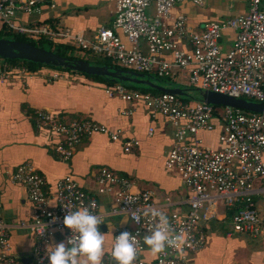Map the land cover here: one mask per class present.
Masks as SVG:
<instances>
[{"label": "built area", "instance_id": "obj_1", "mask_svg": "<svg viewBox=\"0 0 264 264\" xmlns=\"http://www.w3.org/2000/svg\"><path fill=\"white\" fill-rule=\"evenodd\" d=\"M56 1L0 0V26L33 41L69 38L76 48L101 53L119 66L141 73L171 78L179 71H186L192 87L264 103V0H248L246 12L221 21H205L200 30L189 25L185 14L173 13V8L181 1L203 6L204 0H113L112 24L100 26L92 41L80 34L71 35L69 30H55L47 23L30 26L17 23L19 13L38 12L42 3L53 8ZM115 29L125 34L128 45L116 35ZM225 29L233 30L234 38L223 51L221 41ZM142 40L146 42L147 53L141 49ZM168 54L170 60L164 57ZM33 71L25 64L0 58V84L11 75L26 76ZM50 75L57 78L59 72L53 71ZM106 92L116 93L127 101H143L173 126L174 141L164 167L188 188L185 211L181 214L165 211L164 207L172 202L170 198L158 204L153 190L136 189L128 177L106 168L96 173L93 191L84 189L67 175L51 193L46 190L44 176L36 166L23 162L9 178L26 187L28 199L35 208L33 219L20 225L32 231L35 245L28 262L15 259L9 243L11 226L0 213V264H48L46 253L48 246L53 245V230L62 231L67 243L75 233L63 225V217L67 212L85 207L101 219L123 215L132 223L131 227L115 230L111 247L103 250L101 264L113 259L115 236L123 231L131 232L138 241L132 264H188L189 254L198 251L206 241L201 221L214 217L218 206L225 210L228 235L236 233L264 240V113L184 100L169 92H143L122 83L107 87ZM33 117L38 127L58 135L53 153L63 162L71 159L84 138L103 133L117 140L122 135L120 129L111 130L89 118H59L40 108L33 110ZM202 133H213L215 144H209L211 138ZM137 145L136 139L127 138L123 149L129 152ZM148 207L162 210L174 233L183 237L179 247L166 246L151 261L142 257L146 248L143 238L152 227L142 215V210ZM134 210L141 215L139 223L131 219ZM82 256L87 257L80 255L77 260ZM78 264L85 263L78 260Z\"/></svg>", "mask_w": 264, "mask_h": 264}, {"label": "crops", "instance_id": "obj_2", "mask_svg": "<svg viewBox=\"0 0 264 264\" xmlns=\"http://www.w3.org/2000/svg\"><path fill=\"white\" fill-rule=\"evenodd\" d=\"M204 1L203 6L191 1L178 2L173 13L185 14L189 25L200 30L205 21H221L248 9V0ZM114 17L113 0H57L53 8L42 3L38 12L19 13L17 23L25 26L47 23L55 30H69L71 35L80 34L92 41L97 29L103 25L110 26ZM115 33L128 45L127 37L121 30L115 29ZM233 38V30L225 29L221 44L227 48ZM42 41L60 44L68 49L74 46L69 38L60 37L52 42L43 38ZM140 45L142 51L147 53L146 42L142 40ZM164 57L171 59L169 54ZM53 71L45 67L38 68L30 75H11L0 84V213L4 222L11 226V253L22 263L28 262L31 257L35 236L28 227L20 225L33 219L35 208L28 199L26 187L11 181L9 174L23 162H31L36 166L44 176L46 190L51 193L55 192L58 181L67 175L84 189L93 191L96 173L100 168H106L128 177L136 189L153 190L158 204H163L166 197L170 198L172 202L164 207L165 211L181 214L186 209L188 188L176 174L164 167L174 141L173 126L143 101H127L116 93L106 92L107 87L117 83L107 85L101 79L65 71H56L59 76L52 78L50 74ZM150 75L153 76V82L160 86L188 87L185 85L186 71H179L176 78H168L167 82L155 74ZM37 108L56 114L59 118H89L111 130L120 129L122 135L117 140L103 133L84 138L71 159L63 162L53 153L58 135L47 128L38 127L34 121L33 110ZM212 135L202 133V136L211 138L212 143L208 141L209 144H215ZM127 138L138 141V145L129 152L123 149V142ZM103 207L106 209L107 205ZM216 212L214 217L201 221L206 241L198 251L189 254L188 264H264V240L236 233L228 235L229 223L224 208L218 206ZM101 220L103 223L100 227L105 236L103 250L111 247L116 229L132 226L123 215ZM52 233L53 245L64 241L62 231L54 229ZM156 255L147 245L142 252L145 260H154ZM78 260L90 264L85 256ZM106 264H115V261L112 259Z\"/></svg>", "mask_w": 264, "mask_h": 264}, {"label": "clouds", "instance_id": "obj_3", "mask_svg": "<svg viewBox=\"0 0 264 264\" xmlns=\"http://www.w3.org/2000/svg\"><path fill=\"white\" fill-rule=\"evenodd\" d=\"M92 207H95L93 203ZM131 219L139 223L141 215L136 210L131 212ZM142 215L148 218L152 227L149 234L143 238L153 254L162 253L167 247H179L183 237L174 233L167 215L155 207L142 210ZM103 223L98 215L93 214L87 207L67 212L63 217V225L72 230L67 243L61 241L49 245L47 249L48 264H78L77 257L86 255L90 264H101L105 236L99 230ZM138 241L129 231H123L115 236L111 256L115 264H132L137 256Z\"/></svg>", "mask_w": 264, "mask_h": 264}, {"label": "water", "instance_id": "obj_4", "mask_svg": "<svg viewBox=\"0 0 264 264\" xmlns=\"http://www.w3.org/2000/svg\"><path fill=\"white\" fill-rule=\"evenodd\" d=\"M0 58L26 60L33 63L52 65L64 69L77 71L89 76H102L119 82L147 85L161 92H169L181 98L200 100L212 105H227L248 112L264 113V103L235 98L223 93L194 88L197 95H191L190 88L164 87L153 82V76L134 70L94 64L79 57H67L53 50L38 46L27 41L0 37Z\"/></svg>", "mask_w": 264, "mask_h": 264}, {"label": "trees", "instance_id": "obj_5", "mask_svg": "<svg viewBox=\"0 0 264 264\" xmlns=\"http://www.w3.org/2000/svg\"><path fill=\"white\" fill-rule=\"evenodd\" d=\"M38 24H41V23H38ZM0 37H5V38H11V39H19V40H23V41H27L29 43H32V44H35V45H38V46H42V47H45L47 49H50V50H53L55 51L56 53L60 54V55H63V56H67V57H70V58H73V57H79V58H83L85 60H88L94 64H98V65H108V66H115V67H119V65L117 63H115L112 59L104 56L103 54L101 53H95L89 49H84V51H80L81 49L79 48H76L73 46V49H68V48H64L63 46H61L60 44H54V43H47V42H44V41H33V40H30L28 38H26L25 36H21L19 34H17L16 32H13L12 30L8 29L6 26H1L0 27ZM44 44H47L44 45ZM68 49V50H67ZM73 50H79V51H73ZM7 62H17V63H21V64H25L27 65L30 69L32 70H35V69H38V68H48V69H51V70H54V71H59V72H74V73H80V72H77V71H72V70H68V69H64V68H61V67H55V66H52V65H44V64H39V63H33V62H30V61H26V60H18V59H4V58H1ZM80 74H83V73H80ZM147 74V73H145ZM86 75V74H85ZM86 76H89V75H86ZM89 77H92V78H95V79H101L103 81H105V83L107 85H112L114 83H122V84H125L131 88H136V89H139V90H142L143 92H151V93H160L161 91L157 90V89H153L151 87H148L146 85H136V84H132V83H124V82H118L117 80H112L110 78H106V77H102V76H89ZM160 80L162 81H165L167 82L169 79L168 78H163V77H158ZM170 83V82H168ZM184 100H187L185 98H183ZM247 99H250V98H247Z\"/></svg>", "mask_w": 264, "mask_h": 264}, {"label": "rangeland", "instance_id": "obj_6", "mask_svg": "<svg viewBox=\"0 0 264 264\" xmlns=\"http://www.w3.org/2000/svg\"><path fill=\"white\" fill-rule=\"evenodd\" d=\"M42 40H43V38H40V39L38 40V42H39V41H42ZM44 45L47 46V44H44ZM221 46H222V50L225 51V50H226L225 45H223V43H222ZM82 50L84 51V49H81L80 51H82ZM73 51H79V50H73ZM174 78H176V76H175V77H171V80L174 79ZM185 81H186V79H185ZM185 85H188V87H186V88H190V89H191L189 94H191V95H197V92H196L195 89H194L195 87H192V86H190V85L188 84V79H187ZM187 100H189V99H187ZM190 101H194V100H190Z\"/></svg>", "mask_w": 264, "mask_h": 264}]
</instances>
